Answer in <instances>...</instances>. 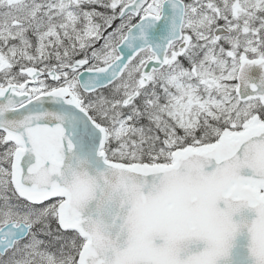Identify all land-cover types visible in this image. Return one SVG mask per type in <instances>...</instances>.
I'll return each instance as SVG.
<instances>
[{
  "label": "snow or ice",
  "instance_id": "obj_1",
  "mask_svg": "<svg viewBox=\"0 0 264 264\" xmlns=\"http://www.w3.org/2000/svg\"><path fill=\"white\" fill-rule=\"evenodd\" d=\"M0 264H264V0H0Z\"/></svg>",
  "mask_w": 264,
  "mask_h": 264
}]
</instances>
